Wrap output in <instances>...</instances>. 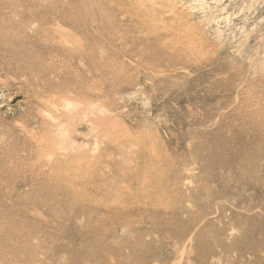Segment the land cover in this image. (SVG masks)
<instances>
[{"label": "rangeland", "instance_id": "rangeland-1", "mask_svg": "<svg viewBox=\"0 0 264 264\" xmlns=\"http://www.w3.org/2000/svg\"><path fill=\"white\" fill-rule=\"evenodd\" d=\"M2 92L0 264H264V0H0Z\"/></svg>", "mask_w": 264, "mask_h": 264}, {"label": "bare ground", "instance_id": "bare-ground-1", "mask_svg": "<svg viewBox=\"0 0 264 264\" xmlns=\"http://www.w3.org/2000/svg\"><path fill=\"white\" fill-rule=\"evenodd\" d=\"M226 11H227V10H226ZM228 13H229V12H228ZM233 16H235V15H233ZM236 16H237V15H236ZM227 18H228V17H227ZM227 18H226V19H227ZM208 19H209V18H208ZM209 20H210V19H209ZM227 21H228V19H227ZM227 21H226V22H227ZM207 25H208V24H207ZM197 40H198V39H197ZM204 42H205V41H204V37L202 36V37L200 38V42H199V44H205ZM207 42H208V41H207ZM196 45H197V44H196ZM198 46H199V45H198ZM199 47H200V46H199ZM15 95H16V94H15ZM13 96H14V95H13ZM13 96H11L10 94H4L3 92L0 93V106H5V107H6V110H5V113H6V114H9V113H12V112L17 111L16 106H15V108H13V106H9V104H11V102H12V97H13ZM68 109H69V103H68L67 101H65V103L63 104V108L61 109L60 115L55 117L54 114H55V113L57 114V112H55L53 115H51V116H53V122H54V121H58V122H59V124H58V123H57V124L60 126V128H61V127H62V128H66L65 126H66V124H67V120H68V114H67L66 111H68ZM59 110H60V109H59ZM58 113H59V112H58ZM50 118H51V117H50ZM47 122H48V121H47ZM53 122H52V123H53ZM57 124H56V125H57ZM51 125H52V124H51ZM58 125H57V126H58ZM52 126H53V125H52ZM48 127H49V126H48ZM48 127H47V128H48ZM94 127H95V126H94ZM62 128H61V129H62ZM61 129H59V130H61ZM91 129H94V131L96 130L95 128H92V127H91ZM62 131H63V129H62ZM62 131H61V132H62ZM94 131H93V132H94ZM50 132H51V131H50ZM52 132H53V131H52ZM52 132H51V133H52ZM57 132H58V134H60V131H57ZM53 134L59 136L58 134L55 133V131H54ZM64 136H65V135H64V132H63V133H61V135H60L59 138H61V139L63 140ZM97 136H98V135H97ZM53 138H54V137H53ZM55 138H56V137H55ZM57 138H58V137H57ZM59 138H58L57 140H60ZM97 138H98V137H97ZM69 139L71 140V138H69ZM69 139H68V141H69ZM95 139H96V138H95ZM57 140H56V141H57ZM59 142H60V141H59ZM72 142H73V141H72ZM65 144H66V143H65ZM74 144L77 145L78 143L76 144V143L73 142V144L71 143V144H69V145H74ZM81 144H82V143H81ZM95 144H96V143H95ZM61 145H62V144H61ZM78 145H79L78 148H79V149H82V147L80 148L81 145H80V144H78ZM89 145H90V144H89ZM64 146H65V145H64ZM64 146H63V148H61V149H62L61 151L67 149V148H65V147L68 146V143L66 144L65 147H64ZM85 146H87V145H85ZM73 147H75V146H73ZM56 148H57V151H58V149H59V148H58V145H57ZM56 148H55V149H56ZM87 148H88V146H87ZM76 149H77V148H76ZM73 150H74V148H73ZM73 150H72V151H73ZM77 150H78V149H77ZM77 150H76V151H77ZM64 152H65V154H66L67 151H64ZM78 152H80V151H78ZM78 152H77V154H78ZM61 153H62V152H61ZM68 155L70 156V153H69V152H68ZM80 155H81V153H80ZM80 155H78V156H80ZM64 156L67 157L66 155H64ZM69 156H68V157H69ZM68 157H67V158H68ZM64 159H65V158H64ZM65 164H66V163H65ZM50 168H51V167H50ZM49 174H50V173H49ZM55 174H56V173H55ZM55 174H54V175H55ZM58 174H60V173H58ZM64 174H65V173H64ZM48 177H49V176H48ZM59 177H60V176H59ZM54 178H55V177H54ZM63 180H64V179H63Z\"/></svg>", "mask_w": 264, "mask_h": 264}]
</instances>
